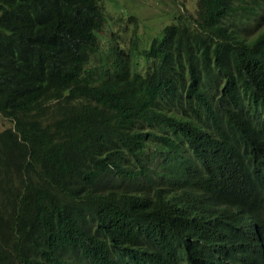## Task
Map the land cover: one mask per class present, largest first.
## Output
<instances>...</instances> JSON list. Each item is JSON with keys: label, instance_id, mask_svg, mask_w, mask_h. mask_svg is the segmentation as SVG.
Listing matches in <instances>:
<instances>
[{"label": "trees", "instance_id": "1", "mask_svg": "<svg viewBox=\"0 0 264 264\" xmlns=\"http://www.w3.org/2000/svg\"><path fill=\"white\" fill-rule=\"evenodd\" d=\"M99 1L0 0V264H264V0L89 65Z\"/></svg>", "mask_w": 264, "mask_h": 264}, {"label": "rangeland", "instance_id": "2", "mask_svg": "<svg viewBox=\"0 0 264 264\" xmlns=\"http://www.w3.org/2000/svg\"><path fill=\"white\" fill-rule=\"evenodd\" d=\"M99 5L105 22L97 33L99 50L92 55L89 65H97L100 55L115 41L125 49L134 33L141 39V47L146 46L152 37L159 36L162 26L175 22L174 16H193L195 10V0H100ZM262 12V17L256 20H245L239 29L241 37L251 38L264 26V10ZM9 125L0 116V130Z\"/></svg>", "mask_w": 264, "mask_h": 264}]
</instances>
